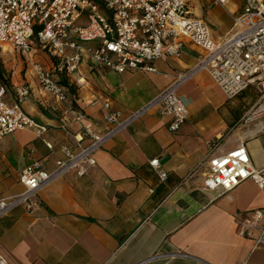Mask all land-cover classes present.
I'll use <instances>...</instances> for the list:
<instances>
[{"label":"crops","instance_id":"1","mask_svg":"<svg viewBox=\"0 0 264 264\" xmlns=\"http://www.w3.org/2000/svg\"><path fill=\"white\" fill-rule=\"evenodd\" d=\"M191 16L204 21L214 39L230 30L243 0H187ZM198 49L188 42L179 57L152 62L155 71L114 70L96 65L83 55L72 74L47 68L65 88L56 102L40 88L27 62L9 77L5 99L16 100L15 89L25 85L28 97L20 105L35 124L0 139V197L22 191L20 171L32 162L52 170L61 148L86 145V128H105L101 106L108 101L123 114L140 108L193 66ZM254 91V90H253ZM189 114L176 131L171 118L157 109L108 140L94 153L95 165L86 174L69 171L37 192V206H16L0 217V255L6 264H264V245L236 232L239 215L264 208V191L246 180L230 191L205 189L203 175L209 154H223L243 144L251 165L264 167L262 122L243 123L253 104L237 111L205 71L178 89ZM245 99V96L242 100ZM96 100L95 104L91 102ZM81 112L83 119L76 121ZM156 159L166 174L160 179L149 161ZM165 252L173 257H155Z\"/></svg>","mask_w":264,"mask_h":264},{"label":"built area","instance_id":"2","mask_svg":"<svg viewBox=\"0 0 264 264\" xmlns=\"http://www.w3.org/2000/svg\"><path fill=\"white\" fill-rule=\"evenodd\" d=\"M213 2L224 4L226 0ZM184 42L199 51L193 66L177 72L170 86L128 113L113 110L108 101H103L105 128L100 132L85 128L83 134L89 142L76 145L77 150L62 147V158L52 170L43 169L38 162L24 166L18 176L22 191L0 197V217L16 206L31 212L37 206L38 190L66 172L86 174L96 163L94 153L98 149L153 109L169 116L168 129L176 131L189 114L188 103L178 89L199 71L207 72L227 99L252 88L256 99L242 122L261 121L264 131V0H243L241 12L232 17L230 30L220 39L213 38L204 21L191 16L187 0H0V50L22 54L30 62L40 88L56 102L64 101L65 88L53 77L52 67L31 60L38 51L56 60L55 69L66 74L77 70L83 55L117 73L153 72L154 60L179 57ZM15 92V102L9 103L5 87L0 86V139L22 128H36L38 134L44 130L20 105L28 97V87L18 86ZM74 119L80 121L83 114L77 112ZM206 162L205 189L230 191L251 180L264 191V167L251 165L243 144L223 154H209ZM149 165L160 179L166 178L156 159ZM236 232L252 238L254 245H264V208L241 213ZM175 255L165 252L151 258ZM0 264H6L1 255Z\"/></svg>","mask_w":264,"mask_h":264},{"label":"rangeland","instance_id":"3","mask_svg":"<svg viewBox=\"0 0 264 264\" xmlns=\"http://www.w3.org/2000/svg\"><path fill=\"white\" fill-rule=\"evenodd\" d=\"M35 59L41 61L44 59L47 63H50L51 61L55 63L56 61L48 56L46 53L42 51H38L36 53ZM26 58L20 54L17 51L14 50H6V51H1L0 50V62L2 65L3 69V83L0 81V86H8L9 85V77L11 76L12 72L16 71H21L23 69H26L27 67V62L25 61ZM42 62V61H41ZM245 99H243L242 96H236L233 97V101L236 103L237 109L243 104L246 103V101H250V97L254 96L252 93V88H249L245 93H244ZM256 96V95H255ZM256 99V98H255Z\"/></svg>","mask_w":264,"mask_h":264},{"label":"trees","instance_id":"4","mask_svg":"<svg viewBox=\"0 0 264 264\" xmlns=\"http://www.w3.org/2000/svg\"><path fill=\"white\" fill-rule=\"evenodd\" d=\"M0 81L3 83V69H2V65H1V62H0ZM249 88H247V89H245L244 91H242L239 95H237V96H242V97H244V93L248 90ZM252 93L254 94V96L252 97H250L249 99H250V101L248 100V102L249 103H251V102H253L254 101V99L256 98V94H255V92L253 91V89H252ZM249 105V104H248ZM247 104H245V103H243L238 109H237V111H241V110H243L242 109V107H246V106H248Z\"/></svg>","mask_w":264,"mask_h":264}]
</instances>
